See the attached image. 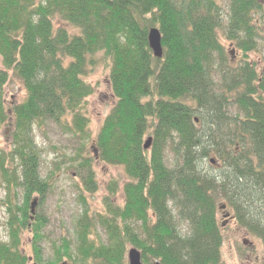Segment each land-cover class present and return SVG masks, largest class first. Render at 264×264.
<instances>
[{
    "label": "trees",
    "instance_id": "obj_1",
    "mask_svg": "<svg viewBox=\"0 0 264 264\" xmlns=\"http://www.w3.org/2000/svg\"><path fill=\"white\" fill-rule=\"evenodd\" d=\"M152 27L162 33V58L149 46ZM222 29L241 51L238 62L221 41ZM260 41L261 0H0V90L13 70L27 91L11 113L0 97V138L7 122L13 128L12 148H0L10 235L0 240V264H29L26 231L33 232L38 264L64 257L72 264H128L130 245L144 264H220L221 208L232 209L264 244V57L251 58ZM101 60L110 67L116 103L95 153L122 168L127 181L111 182L103 211L86 206L76 238L54 244V260L43 262L47 219L31 222V203H44L52 174L42 175L35 126L54 122L89 139L86 106L95 88L87 77ZM80 159L86 190L96 192L94 157ZM215 164L220 168L211 171ZM96 225L105 242L93 238Z\"/></svg>",
    "mask_w": 264,
    "mask_h": 264
},
{
    "label": "rangeland",
    "instance_id": "obj_2",
    "mask_svg": "<svg viewBox=\"0 0 264 264\" xmlns=\"http://www.w3.org/2000/svg\"><path fill=\"white\" fill-rule=\"evenodd\" d=\"M261 2L264 4V0H261ZM221 4L226 17L227 3L223 1ZM219 34L223 44L231 52L233 61L238 62L241 58L240 49L227 38L223 29L219 31ZM263 57L264 43L260 41L258 51H254L251 58L263 61ZM2 61L0 57V70L5 69ZM263 69L264 65H261L260 71H263ZM8 72V80L3 89L0 90V97L8 113H11L15 104L24 101L27 91L21 78L13 70ZM87 80L95 88L94 94L88 98L86 106L89 118V139L83 140L80 136L69 132L64 126L54 122H47L42 127L35 126L34 130V142L42 160V175L48 178L52 174L50 191L43 204L39 203L40 199L38 197L36 214L33 218L31 217V222H34L36 216L39 215H43L47 219L42 230L43 239L40 241L43 262L54 260V244H61L63 238L72 240L76 238L75 224L86 206L92 213L103 211L104 199L106 196H111V182L117 180L119 183L121 182L122 187L123 183L127 181L122 168L103 163L95 153V141L98 133L105 118L116 103L111 87L108 63L101 60L92 69ZM1 134L0 148L9 151L13 146V128L8 122L3 126ZM149 137L147 135L145 141ZM79 156L94 157L92 163L98 187L96 192L91 193L86 190L84 181L86 172L79 167L82 159L75 160ZM219 168L220 165L215 164L210 170L216 171ZM6 185L0 176V240L9 242V212L6 205L8 190ZM81 196H84L87 205L83 202ZM113 200L118 203L124 201L122 190H119L117 194L115 193ZM22 201L21 197L20 204ZM218 222L221 225L224 238L220 264H263V240L240 226L232 209L221 208L218 212ZM183 227L186 231L185 226ZM93 238L97 242H105L107 234L101 226L96 225ZM22 242L24 252L33 259V262H36L34 261L32 247L33 232L26 231L22 235ZM130 247L133 246L130 245ZM63 259L58 264H72L67 257ZM29 264H31V261Z\"/></svg>",
    "mask_w": 264,
    "mask_h": 264
},
{
    "label": "water",
    "instance_id": "obj_3",
    "mask_svg": "<svg viewBox=\"0 0 264 264\" xmlns=\"http://www.w3.org/2000/svg\"><path fill=\"white\" fill-rule=\"evenodd\" d=\"M149 46L152 49L154 56L157 58H162L164 55V48L162 44V33L158 27H152L149 30ZM199 121L198 119L196 120ZM153 144V138L149 137L145 142V149H150ZM211 163H215V160L212 159ZM38 204V198H35L31 203V211H32V218L36 214V207ZM31 264H38L37 262H33V259L30 258ZM128 263L129 264H144L142 252L136 247H130L128 250ZM156 264H160L156 262Z\"/></svg>",
    "mask_w": 264,
    "mask_h": 264
}]
</instances>
